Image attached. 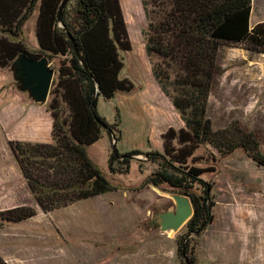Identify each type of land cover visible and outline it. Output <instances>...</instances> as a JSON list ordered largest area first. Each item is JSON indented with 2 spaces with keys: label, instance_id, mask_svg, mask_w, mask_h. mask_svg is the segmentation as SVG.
<instances>
[{
  "label": "trees",
  "instance_id": "trees-1",
  "mask_svg": "<svg viewBox=\"0 0 264 264\" xmlns=\"http://www.w3.org/2000/svg\"><path fill=\"white\" fill-rule=\"evenodd\" d=\"M64 1L0 0V69H11L24 53L33 59L46 57L50 63L61 60L48 104L53 143L10 142L29 191L45 214L116 191L91 159L89 148L102 139L104 130L121 141L119 109L110 124L98 113L99 100L112 101L136 90L122 77L132 43L121 1L71 0L60 19ZM253 2L141 0L152 76L184 127L169 128L162 135V151L121 154L116 144L108 168L113 175L129 173L131 158L145 155L157 166L145 184L190 200L194 214L185 225L187 233L176 241L180 264H198L199 239L215 220V186L204 176L216 168L201 166L196 153L211 148L215 164L220 158L214 152L225 159L242 151L264 166L258 136L238 124L215 130L207 116L210 93L220 75V50L241 45L264 54V23L250 27ZM36 12L39 51L34 53L22 40L17 43L10 37L20 39ZM36 216L32 207H17L0 218L19 224ZM0 264L8 263L0 257Z\"/></svg>",
  "mask_w": 264,
  "mask_h": 264
},
{
  "label": "rangeland",
  "instance_id": "rangeland-1",
  "mask_svg": "<svg viewBox=\"0 0 264 264\" xmlns=\"http://www.w3.org/2000/svg\"><path fill=\"white\" fill-rule=\"evenodd\" d=\"M120 1L132 43V51L125 54L122 77L134 83L136 90L132 95H120L112 101L99 100L98 113L110 124L115 123L116 109H119L121 141L114 140L104 130L102 139L90 147L89 153L116 190L140 192L141 195L132 198L134 201L130 203V212L136 216L140 213L139 208H145L149 223L131 224L123 228L121 222L128 221L129 214L119 207L117 223L112 226L114 231H111L116 235L114 243L111 240L110 246L98 243L93 247L89 246L91 242L85 241L90 254L88 251L84 253L85 256L80 254L75 231L67 233L62 228L60 217L66 211L57 212L53 217L41 211L10 147V142L17 141L47 143L36 142L38 137H32L36 132L43 135L42 140L48 138V143H53L52 129L50 134L47 127H38V130L32 127L36 120H40L38 115L50 114V96L46 105L36 104L28 93L19 89L11 69H0V215L17 207H32L37 211L36 217L19 224L6 223L0 218V257L8 264H141L142 253L143 256L146 253L149 255L148 264H179L176 241L187 233V229L184 226L178 232H163L158 219L164 212L175 211L176 202L172 199L173 195L157 190L150 192L145 184L157 166L149 162L145 155H139L131 158L129 173L113 175L108 168V160L116 144L121 154L134 150L143 153L162 151V135L169 128L180 130L184 127L180 116L152 76L151 60L145 50L144 33L148 22L141 0H135L136 10L131 8L134 0ZM37 15L36 12L27 22L20 39L10 37L13 42L22 40L34 53L39 51ZM260 23H264V0H254L251 29ZM60 63V59L50 63L55 71L54 79ZM218 67L220 75L215 79L210 93L208 118L215 130L238 124L254 133L260 139L264 153V54L251 53L241 45L225 46L220 50ZM117 136L120 137L119 134ZM212 151L209 147H202L196 156L202 159L199 161L201 166L214 165L216 168L215 173L205 174L204 179L215 186L214 201L216 209L220 210L219 227L226 231L231 244L234 240L237 242V246L228 245L224 257L237 255L241 238L248 239L257 245L258 252H263L264 215L261 212L264 211V166L242 151L225 159L214 152L220 159L213 164ZM115 167L119 168L116 162ZM141 196H144L146 203H139L140 200L144 201ZM81 208H77L79 211L70 210L71 222L82 215ZM107 236L112 239V234ZM104 249L111 250V256L106 261L102 259L107 257ZM93 254L96 255L95 260ZM239 255L242 261L233 264H264L262 257L249 259L244 258V254ZM198 264L211 263L199 258Z\"/></svg>",
  "mask_w": 264,
  "mask_h": 264
},
{
  "label": "crops",
  "instance_id": "crops-1",
  "mask_svg": "<svg viewBox=\"0 0 264 264\" xmlns=\"http://www.w3.org/2000/svg\"><path fill=\"white\" fill-rule=\"evenodd\" d=\"M120 95H118L117 97H119ZM38 117L40 118L39 121H35L33 123V129L35 128V130H38L37 128L39 127H47L50 134H51V129H52V118L50 116V114L44 113L43 115H38ZM30 126V123H29ZM38 137L37 140H35L36 142H41V141H45V142H50L49 140H47L48 138H45L44 140H42V136L43 135H38V132H36V134H34L32 137ZM35 137V138H36ZM99 143V142H98ZM90 149V148H89ZM90 155V153H89ZM91 157V155H90ZM148 188V187H147ZM156 189L149 186L148 191L150 192H154ZM158 191V190H157ZM139 196L141 195L140 192H130V191H114L102 196H98L89 200H85V201H81L75 204H72L66 208H62L59 210H55L51 213H49L48 215L50 216H55V214H57V212L60 211H66V213H64L63 215H61V224H62V228L64 229V231H66L67 233L71 232V231H75V235H76V239H77V247L80 251V254L82 256H85V252H89L90 254V249L88 248V246H86L84 244L85 241H89L91 242V245L89 246H93V244H98L100 243V245H105V246H110L111 245V240L112 243H114L113 239L114 237H116V235H114L111 231L113 230L114 225L117 223V218H118V213H117V209H120L119 207H121L122 209H124V212L129 214L128 217V221H123L121 222L122 227L125 228L126 226H129L131 224H142L143 222H146L145 225H147L149 223L148 218V212L147 210H145V208H139L138 210H140V213L136 216H134L133 212L131 208L132 206L130 205V203L132 201H134L132 198L134 196ZM130 197V199H129ZM144 201H139V203H146V199L144 198V196H141ZM81 208V214L78 219L76 221L71 222L70 217L71 216V212L70 210H76L77 208ZM78 210V209H77ZM79 211V210H78ZM120 211V210H119ZM218 211L216 209L215 212V220L214 222L209 226V228L204 232V234L201 236V238L199 239V245H198V251H197V258H198V262H199V258L201 260H204L208 263L211 264H215V263H224V264H233V263H239L240 261H242V256L238 254H244V258H256L259 257L262 259L264 258V251L261 252L259 250V252L256 250L257 249V245H255L254 243H252L251 241H249L248 239L245 238H241L239 239V243L240 245L239 247V252H237L236 254H233L234 256H231L230 258H225L224 257V253L227 252L228 249V245H234L237 246V242L234 240L232 242V244L229 242V238L227 237L226 231H224L222 228L219 227V222H218ZM244 211V210H243ZM169 212V211H167ZM245 212V211H244ZM166 213V212H164ZM226 213V212H224ZM260 214V211L258 212ZM264 215V211L261 212ZM131 214V215H130ZM245 214H247L245 212ZM128 216V215H127ZM139 216H141L139 218ZM257 218V217H256ZM256 220V219H255ZM113 226V227H112ZM227 230V229H226ZM114 231V230H113ZM74 234V233H73ZM107 234H112V239H110ZM69 235V234H68ZM107 236V237H106ZM211 237L213 239H211ZM110 239V240H108ZM260 246L261 245V241H259ZM93 246V247H95ZM177 249V247H176ZM105 250V249H104ZM111 250H105L104 255H107L106 258H102L103 260H107L110 256H111ZM96 252V251H95ZM96 255L93 254V260H95ZM85 259V258H84ZM110 260V259H109ZM149 261V255L146 253L143 256V253L141 254V264H148ZM163 264V263H160ZM180 264V261H179Z\"/></svg>",
  "mask_w": 264,
  "mask_h": 264
},
{
  "label": "water",
  "instance_id": "water-1",
  "mask_svg": "<svg viewBox=\"0 0 264 264\" xmlns=\"http://www.w3.org/2000/svg\"><path fill=\"white\" fill-rule=\"evenodd\" d=\"M71 0H65L60 10V19L64 9ZM19 89L28 93L33 102L46 105L53 85L55 71L51 69L49 60L30 58L22 54L11 67ZM176 202V210L162 213L158 216L163 232L180 231L192 218L194 209L187 197L172 196Z\"/></svg>",
  "mask_w": 264,
  "mask_h": 264
},
{
  "label": "bare ground",
  "instance_id": "bare-ground-1",
  "mask_svg": "<svg viewBox=\"0 0 264 264\" xmlns=\"http://www.w3.org/2000/svg\"><path fill=\"white\" fill-rule=\"evenodd\" d=\"M134 3H133V5L131 6V8L133 9V10H136L137 9V3H135V0L133 1Z\"/></svg>",
  "mask_w": 264,
  "mask_h": 264
}]
</instances>
